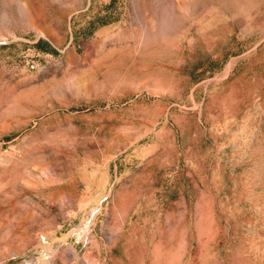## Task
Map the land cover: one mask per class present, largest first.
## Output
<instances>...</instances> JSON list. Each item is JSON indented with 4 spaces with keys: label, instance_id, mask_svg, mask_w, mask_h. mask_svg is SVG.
<instances>
[{
    "label": "rangeland",
    "instance_id": "obj_1",
    "mask_svg": "<svg viewBox=\"0 0 264 264\" xmlns=\"http://www.w3.org/2000/svg\"><path fill=\"white\" fill-rule=\"evenodd\" d=\"M0 264H264V0H0Z\"/></svg>",
    "mask_w": 264,
    "mask_h": 264
}]
</instances>
